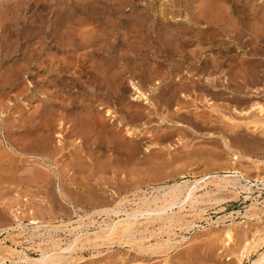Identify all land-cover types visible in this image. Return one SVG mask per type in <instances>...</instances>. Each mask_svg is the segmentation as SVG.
Segmentation results:
<instances>
[{
    "label": "rangeland",
    "instance_id": "obj_1",
    "mask_svg": "<svg viewBox=\"0 0 264 264\" xmlns=\"http://www.w3.org/2000/svg\"><path fill=\"white\" fill-rule=\"evenodd\" d=\"M193 21L207 28V36L214 34L231 55L243 51L239 42L249 44L255 34L264 49V0H0V264H250L259 258L264 244L252 247L264 232V186L255 183L264 176V127L246 126L252 118L232 111V94L217 97L192 89L191 79L198 77L199 84L202 79L188 67L178 68L174 33L177 22ZM193 35L186 42L188 53L218 52ZM88 41L92 48L80 51V43ZM69 42L78 54L62 49ZM106 44L123 56L98 57ZM83 68L90 81L101 80V89L84 82ZM117 72L123 78L120 95L108 85ZM178 76L191 89L169 102L170 87L181 83L174 81ZM209 76L224 80L215 71ZM128 80L148 98L134 100L136 91ZM72 91L76 94L70 96ZM160 91L167 95L157 98ZM216 104L220 114L214 112ZM106 105L113 116H107ZM223 114L240 126H232ZM120 119L123 134L126 128L140 133L134 151L118 149L115 137L99 126L100 121ZM232 152L262 162L255 169L246 157L237 163L254 181L252 191L240 184L224 187V182L218 187L210 177L197 190L199 202H180L152 217L139 212L140 225L123 236L103 239L102 231L110 224L127 214L134 220L132 213L146 211L153 200L160 203L176 182L200 180L208 173L225 176L229 161H236ZM203 207L206 215L195 217ZM209 217L210 223L225 222L209 226ZM232 223L228 241L224 230ZM78 231L81 240L73 250H64ZM245 248L251 249L247 256L242 255ZM40 253L52 255V262H40Z\"/></svg>",
    "mask_w": 264,
    "mask_h": 264
},
{
    "label": "bare ground",
    "instance_id": "obj_2",
    "mask_svg": "<svg viewBox=\"0 0 264 264\" xmlns=\"http://www.w3.org/2000/svg\"><path fill=\"white\" fill-rule=\"evenodd\" d=\"M61 5H63L61 3ZM239 8V7H238ZM243 10V8H242ZM164 25H170V23H166V22H163ZM178 26H177V29L175 30V33H174V39L175 41L177 42V49H176V52L179 54V59H178V68L180 67H185V68H189L191 71H196V74H198L201 78L199 80L202 79V84H199L197 81H198V77H197V81L194 80L193 78L191 79V82L193 85H192V89L194 88H200L204 91H209L211 93L212 96H224L225 94L229 93V94H232L229 95L230 97V101H232L233 103V106H231L230 108H232V111L235 112L236 114H240V115H248V117L252 118L248 124L246 125L247 127H250L249 124H251V126L254 128H257L256 130L258 129H261L264 127V49L259 45V41H260V36L259 35H256L255 34V37H253L251 39V43L247 44L246 42L243 43V42H239L240 44V48L243 49V51L241 52H237V55H231L229 53V51L225 48H222L223 44L222 42L220 43L218 39L215 38V35L213 34L212 36H207L205 33H208L206 32V27H201L200 24L196 21H193L192 24H184V23H180V22H177L176 23ZM215 24V23H214ZM197 25V26H195ZM219 25V24H218ZM54 26V25H53ZM54 28V27H53ZM161 28V27H159ZM169 28V27H168ZM218 28V27H217ZM165 29V28H164ZM164 32V30H161ZM219 31V30H218ZM7 32V31H6ZM10 32V31H9ZM28 32V31H26ZM89 32V29L88 31ZM193 32L196 34V37L198 40V42L203 45V44H208V45H212V48L215 47V49L218 50V52H216V54H205L202 50H196V49H192L191 50V54L188 53L187 48L186 47V42L189 41V38L190 37H193ZM233 32V31H232ZM29 33V32H28ZM34 33V31H33ZM165 33V32H164ZM172 33V32H171ZM234 33V32H233ZM51 34V33H50ZM81 35L83 34L80 33ZM86 33H84L85 35ZM89 33H87L88 35ZM163 34V33H162ZM66 35V34H65ZM71 35V34H70ZM165 35V34H164ZM234 35V34H233ZM241 35V34H240ZM50 36V35H49ZM217 36V35H216ZM53 37V36H52ZM69 37V36H67ZM84 37V36H83ZM97 37V36H96ZM229 37V36H228ZM233 37V36H232ZM60 38V37H59ZM80 38V37H79ZM48 39V38H47ZM51 39V38H50ZM104 39V38H103ZM160 39V38H159ZM262 39V38H261ZM57 40V39H56ZM87 40V39H86ZM167 40V39H166ZM165 40V41H166ZM73 41V40H71ZM95 41V40H94ZM169 41V40H168ZM46 42V41H45ZM44 42V43H45ZM85 42V40H84ZM47 43V42H46ZM56 43V42H55ZM61 43V42H60ZM104 43H107L106 41H104ZM162 43L163 46H166L167 43H163L162 41L160 42ZM175 43V42H174ZM75 43L73 42H69L67 43V45L65 44V46L62 45V49H66L67 52H71L70 54H72L73 52H75L74 54H78L77 51H75L76 49H73V46H74ZM99 44L98 42L95 43V45ZM57 45V44H56ZM79 45V44H78ZM92 45H94V43H91V41H88L86 43H80V51L84 48H88L90 47V49L92 48ZM159 45V43H158ZM48 46H49V43H48ZM76 46V45H75ZM78 47V46H76ZM97 47V46H96ZM95 47V48H96ZM211 47V46H210ZM78 48V49H79ZM94 48V49H95ZM98 48V47H97ZM95 49V51L98 53V49ZM200 48V47H198ZM228 48V46H227ZM92 49V50H94ZM100 49V48H99ZM235 49V48H234ZM87 50V49H85ZM101 52H99L98 54L95 52V54H97L98 57H100L101 55V58L103 60H108L109 59V56L111 54L113 55H118L119 57H122L123 56V53H117L116 51L113 50L112 46L110 44H106L105 47L103 49H100ZM163 50V49H162ZM230 50V48H229ZM232 50V49H231ZM230 50V51H231ZM89 51V50H88ZM91 51V50H90ZM167 51H168V48H167ZM213 51V50H212ZM93 52V51H92ZM158 52V51H157ZM90 53V52H89ZM94 53V52H93ZM233 53V52H232ZM50 55V54H49ZM48 55V57H49ZM53 56V54H52ZM76 56V55H75ZM83 56V55H82ZM258 56H261L263 58H257ZM254 57V58H253ZM54 58V57H52ZM77 58V57H75ZM82 58V57H81ZM51 59V58H50ZM48 59V60H50ZM55 59V58H54ZM59 59V58H58ZM57 59V60H58ZM47 60V61H48ZM55 60V62L57 61ZM46 61V62H47ZM78 61V60H76ZM45 62V63H46ZM59 62V61H58ZM77 63V62H76ZM59 64V63H58ZM57 64V65H58ZM117 64V63H116ZM236 64V66L234 65ZM67 66V65H66ZM65 66V67H66ZM79 66V65H78ZM59 67V66H58ZM75 67V66H74ZM73 67V68H74ZM82 67V65H81ZM85 67V66H84ZM87 67V66H86ZM209 67L213 68V70H209ZM57 68V67H56ZM113 68V67H112ZM141 69V68H140ZM160 69V68H159ZM75 70V69H74ZM84 68L82 69V72H84L83 74L82 73H79L82 74L85 78L84 82H88L90 81V78L88 77V71L85 72L83 71ZM86 70V69H85ZM176 70H178L176 68ZM73 71V70H72ZM215 71V73L217 74H220L222 75L223 79L222 81L219 80V78H215V76L212 78H210L209 75L212 74V72ZM204 73H208V76H206ZM75 74V73H74ZM1 75V74H0ZM112 75V74H111ZM121 72H117L113 77L112 79L108 82V85L112 87V90L114 93L120 95V84L123 85L121 82H122V77H121ZM152 75V74H151ZM81 76V78L83 77ZM149 76V75H148ZM20 77V76H19ZM78 77V76H77ZM151 77V76H149ZM176 77V76H175ZM178 76L176 79H174V81H179L181 83H179V85L177 83H174L176 84V87H173L174 84H172V87H170V92L168 93L169 98H167V100H169V102H171L173 99H176V97H178V94H181L183 90L187 89L189 90V88L191 89V85H189V83L187 82H183L182 81V77ZM220 77V76H219ZM225 77V78H224ZM43 78V77H42ZM187 78V77H186ZM221 78V77H220ZM73 79V78H72ZM79 79V78H78ZM101 79V77H100ZM128 79V78H127ZM150 79V78H148ZM131 80V78H130ZM136 80V79H135ZM147 80V79H146ZM188 80V79H186ZM73 81V80H72ZM129 81V80H128ZM172 81V82H174ZM220 81V82H218ZM58 82V81H57ZM67 82V81H66ZM83 82V83H84ZM91 83H93L95 85L96 88H100L99 86H101L102 82L101 80L98 79V77H95L94 79L92 78ZM130 82V81H129ZM144 82V81H143ZM59 83V82H58ZM76 83V82H75ZM128 83V82H127ZM131 86L133 85V89H135L136 91V94L134 95V100H138V99H141V98H144V99H147L148 97L146 96V93L141 91L139 89V87L135 84V82L132 80L131 82ZM145 83V82H144ZM199 85H197V84ZM40 84V83H38ZM104 85V84H103ZM47 86V85H46ZM65 86V85H64ZM63 86V87H64ZM155 86V84H154ZM62 87V88H63ZM76 87V85H73L71 87L70 85V89H74ZM51 88V87H50ZM110 88V87H109ZM155 88V87H154ZM64 89V88H63ZM78 89V88H77ZM101 89V88H100ZM104 89V88H103ZM111 89V88H110ZM99 90V89H98ZM124 90V89H123ZM156 90V89H155ZM154 90V91H155ZM63 91V90H62ZM108 91V90H107ZM111 91V90H110ZM201 91V90H200ZM65 92V90H64ZM68 91H66L67 93ZM75 92V91H74ZM74 92H70V96H73L75 95ZM185 92V91H184ZM202 92V91H201ZM111 93V92H110ZM199 93V92H198ZM101 94V93H100ZM106 94V93H104ZM113 94V93H112ZM123 94V93H122ZM184 94V93H182ZM181 94V95H182ZM201 94V93H200ZM206 94V93H204ZM64 95V94H63ZM103 95V94H102ZM164 95L166 96L167 93L166 91H163L159 93L158 97L157 98H160V97H164ZM204 96V95H203ZM202 96V97H203ZM69 97V96H68ZM113 97V95H112ZM221 97V98H222ZM227 96V98H229ZM115 98V97H114ZM216 98V97H215ZM220 98V97H219ZM63 99V98H62ZM65 99V98H64ZM116 99V98H115ZM226 99V97L224 98ZM67 100V99H66ZM122 100V99H121ZM150 100V99H149ZM203 100V99H202ZM227 100V99H226ZM120 102V100H119ZM124 102V101H123ZM210 102V101H209ZM226 102H229V101H226ZM104 103H107V102H104ZM125 103V102H124ZM130 104H132L131 102H129ZM138 103V101H137ZM136 103V104H137ZM134 104V103H133ZM132 104V106H133ZM143 104V103H142ZM231 104V102H230ZM105 105V104H104ZM113 105V104H112ZM129 106V104H127ZM135 105V104H134ZM184 105V104H183ZM221 105V104H220ZM229 105V104H228ZM227 105V107H228ZM70 106V105H69ZM121 106V105H120ZM146 106V105H145ZM214 112H218V114L221 113V109L220 108H217V104L214 105ZM219 106V105H218ZM226 106V105H224ZM107 107V105L105 106ZM226 108V107H225ZM213 111V110H212ZM224 111V110H223ZM231 110H229L230 112ZM192 112V111H191ZM195 112V111H194ZM211 112V111H210ZM228 112V111H227ZM28 113V112H27ZM106 113H107V116L108 117H111L113 116V111H110V108H106ZM197 113V112H196ZM225 113V112H224ZM63 114V112H62ZM99 114V113H98ZM97 115V114H96ZM196 115V114H195ZM222 116V115H221ZM239 116V115H238ZM137 117V116H136ZM175 117V116H174ZM218 117V116H217ZM223 117L226 118V120L228 121H231V123L233 124L232 126L234 127H238L240 126L237 125L239 122H236L234 123L233 122V119L231 117V115H224L223 114ZM222 117V118H223ZM234 117V116H233ZM246 117V118H248ZM107 118V117H106ZM192 118V117H191ZM200 118V117H199ZM208 118V116H207ZM212 118V117H210ZM220 118V116H219ZM112 119V118H111ZM202 119V118H201ZM206 119V118H205ZM200 120V119H198ZM207 121L211 120V119H206ZM179 121V120H178ZM97 122V121H96ZM99 122V121H98ZM127 122V121H126ZM205 122V121H203ZM212 122V121H210ZM190 123V122H188ZM196 123V122H194ZM202 123V122H200ZM95 124V123H94ZM212 124V123H211ZM214 124V123H213ZM194 125H198L197 124H194ZM200 125H204L203 123L200 124ZM209 125V123H208ZM42 126V125H41ZM40 126V127H41ZM99 126L104 129V130H107V132L112 135V137L114 136L115 137V142L114 144H116V146L118 147V149H121V148H128L130 149L131 151H134L135 150V144L137 145V141H136V138L138 137V135L140 133H136L134 130H130V129H125V134H123V131H124V123L121 121L120 119V122H117L115 120H112V122L110 123L109 120H104V121H100L99 122ZM216 127V125H215ZM202 128V126H201ZM207 128V126L205 127ZM212 129V128H211ZM221 129V128H220ZM230 129V128H229ZM232 129V127H231ZM39 130V129H38ZM217 130V129H216ZM236 130V129H235ZM42 131V129H41ZM229 131V130H228ZM249 131V130H248ZM251 131V130H250ZM167 132V131H166ZM240 132V131H239ZM163 133V132H162ZM238 133V132H237ZM33 135V134H32ZM167 135V134H166ZM252 135V134H251ZM258 135V134H257ZM140 136V135H139ZM227 136V135H226ZM236 136V135H235ZM121 138L119 140V138ZM251 138V137H250ZM258 138V137H257ZM122 140V141H121ZM250 140V139H249ZM259 140V139H257ZM113 141V140H112ZM245 141V140H244ZM243 142V141H242ZM253 144V143H252ZM113 145V144H112ZM250 145V144H249ZM258 145V144H256ZM225 146L230 150L232 151V148L230 147L229 143H228V140L225 138ZM253 146V145H252ZM250 147V146H249ZM233 153V152H232ZM248 158L247 156H245L242 152H236V153H233V158L232 159H235L236 161L234 162H230L229 161V170L225 171L226 174H223L225 176L220 177V175H213V173H208V174H205V177H203L202 179H198V180H189V179H184L183 181L181 182H176L175 184H173L172 187L169 188V190L165 193V195L163 196L162 200L160 203H158L157 201L158 200H151L153 202V205L148 203V207L146 209V211H142L141 208H138L139 210H136L135 213H132V215L135 217L134 220H130L129 217L131 218V214H127L128 218L126 217V219H123V220H118V221H114L112 224H110L104 231H102V234L105 233L104 235L106 236V238H103V239H107L108 237L110 238V236H114V235H125L127 233H129V231L131 230V228L133 229V226L136 224H139L137 222V213L140 212V214H145L147 213L148 216H151L152 213H161V212H164L166 211L167 209L171 208V207H174V205H178L180 202H182V204L185 202H189L191 203V205L199 202V197H201L202 195H197V190L199 191L201 188H203V184H206V180L209 179L210 177L217 180V178H219L218 181L216 180H213L214 184L217 185L218 187H221L222 186V182H224L226 185L224 187H227V185L231 184L233 186H236L237 184H240L241 188L243 190H247V191H252L253 189L251 188L254 187L253 185L255 183H258L260 182L263 186H264V176H260L259 178H257L254 183L253 180H251L249 177H246L245 173L242 172V170H239V165L237 164L239 162V158ZM43 158V157H42ZM248 159H251L253 161V164H254V169L255 167L258 168L260 163H262L260 160H257V159H252V158H248ZM241 161V160H240ZM238 165V166H237ZM81 166V165H80ZM253 167V166H252ZM228 169V168H227ZM207 176V177H206ZM243 181H245L246 183L243 184ZM32 182H33V179H32ZM204 182V183H202ZM210 183V182H208ZM248 184H251V185H248ZM185 186V191H183L182 187ZM216 187V186H215ZM229 187V186H228ZM168 188V187H167ZM206 188V187H205ZM235 188V187H234ZM258 188V187H257ZM219 189V188H218ZM224 191H225V188H223ZM260 190V189H259ZM235 191V190H233ZM242 191V190H241ZM58 192L62 194V190L58 189ZM165 192V191H164ZM162 192V193H164ZM217 192V191H216ZM219 192V191H218ZM161 193V192H160ZM200 193V192H199ZM209 193V192H208ZM237 193V192H236ZM154 195V194H153ZM212 198V197H211ZM152 199V198H151ZM205 199V198H204ZM210 200H213L210 199ZM220 200V199H219ZM139 204V202H137ZM145 203V202H144ZM209 203V202H208ZM216 203V202H215ZM254 205V204H253ZM142 206V204H141ZM184 206V205H183ZM106 209V208H105ZM104 211H108V210H105ZM136 209V208H135ZM103 210V209H102ZM198 210V209H197ZM110 211V210H109ZM120 211V209H119ZM196 211V210H195ZM114 212V211H112ZM207 212V207H203L200 209L199 212H196L194 213L195 217H199L200 218H203L204 215H206L205 213ZM105 213V212H104ZM117 213H118V210H117ZM181 213V212H179ZM154 214V215H155ZM175 214V213H174ZM79 215V214H78ZM84 215V214H83ZM162 215V214H161ZM170 215V214H168ZM184 215V214H183ZM118 216V215H117ZM153 216V215H152ZM151 216V217H152ZM157 216V215H156ZM178 216V215H177ZM79 218L81 216H78ZM139 217H143L142 215H140ZM155 217V216H154ZM192 217V216H191ZM227 217V216H226ZM91 218V217H90ZM145 218V217H144ZM156 218V217H155ZM154 218V219H155ZM162 218V217H160ZM174 218V217H173ZM94 219V218H93ZM121 219V218H120ZM148 219V218H147ZM153 218H151L152 220ZM153 219V220H154ZM185 219V218H183ZM207 219V222L209 226H213L215 225L216 227H219L221 226L222 223L225 222V220H216L215 222H211L210 223V217L209 219ZM225 219V218H224ZM96 220V219H95ZM144 220V219H143ZM191 220V218H190ZM189 220V221H190ZM202 220V219H201ZM81 221V219H80ZM97 221V220H96ZM142 221V219H141ZM150 221V219H149ZM148 221V222H149ZM155 221V220H154ZM75 222V221H74ZM147 222V221H146ZM164 222V221H163ZM197 222V221H196ZM195 222V223H196ZM234 222V221H233ZM33 223H35V221H33ZM73 223V222H72ZM80 223V222H79ZM100 223V222H99ZM107 223V222H106ZM187 223V222H186ZM190 223V222H189ZM105 224V223H104ZM109 224V223H107ZM191 224H194V221H191ZM233 224H228L227 227L225 228L224 230V233H225V236L227 238L228 241H230L232 239V231H233ZM32 225V224H31ZM72 225V224H71ZM75 225V223H74ZM84 225H87L88 224H84ZM100 225V224H99ZM140 225V224H139ZM164 225V224H163ZM190 225V224H189ZM24 226V225H23ZM28 226V225H27ZM68 226V225H67ZM73 226V225H72ZM82 225H80L79 227H75L76 228H80ZM96 226V225H95ZM176 226V225H175ZM179 226V225H178ZM183 226V225H182ZM195 225H193L194 227ZM14 227V226H13ZM71 227V226H70ZM90 227V226H88ZM103 227V226H102ZM16 228V227H15ZM98 228V227H97ZM160 228V227H159ZM60 229V228H59ZM58 229V230H59ZM67 229V228H66ZM14 230V229H12ZM11 230V231H12ZM74 230V229H73ZM96 230V229H95ZM168 230V229H167ZM57 231V230H56ZM133 231V230H132ZM155 231V229L153 230ZM264 231V230H263ZM40 231H38L37 234H39ZM75 232V231H74ZM81 231H78L76 233V237L72 240V243L67 247L65 248L64 250H71L73 248V245L76 244L77 242H79V240H81V235L80 234ZM11 233V232H9ZM14 233V232H13ZM44 233V232H43ZM82 233V232H81ZM94 235L96 236H99L98 232H93ZM132 233V232H130ZM152 233V231H151ZM154 233V232H153ZM165 233V232H164ZM17 234V233H16ZM89 232H87L86 235L89 236ZM150 234V233H148ZM161 234V233H160ZM170 234V233H169ZM19 235V234H18ZM92 235V234H91ZM103 235V236H104ZM131 235V234H129ZM163 235V234H162ZM259 235V234H258ZM17 236V235H16ZM36 236V235H35ZM54 236V235H53ZM101 236V235H100ZM108 236V237H107ZM141 236V235H140ZM146 236V234H145ZM167 236V234H166ZM173 236V234H172ZM56 237V236H54ZM93 237V236H92ZM115 237V236H114ZM148 237H150V235H148ZM168 237V236H167ZM100 238V237H99ZM126 238V236H125ZM128 238V237H127ZM162 238V237H161ZM184 238V237H183ZM163 239V238H162ZM170 239V238H169ZM256 239H258L257 243L255 242V244L253 245L252 249H258L261 245L264 244V232H263V235H259V237ZM33 240V239H32ZM43 240V239H42ZM111 240V238H110ZM164 240V239H163ZM46 241V240H45ZM59 241V240H58ZM87 241V239L85 240ZM34 242V241H33ZM51 242V240H50ZM82 242V241H81ZM167 242V241H166ZM169 242V240H168ZM173 242V241H172ZM259 242V243H258ZM48 243V242H47ZM142 243V242H141ZM159 243V241H158ZM177 243V242H176ZM151 244V242H150ZM155 244V243H153ZM2 245V244H0ZM175 244H173L174 246ZM146 246V245H144ZM149 246V245H147ZM152 246V245H150ZM154 246V245H153ZM159 246V245H158ZM162 246V245H161ZM55 247H58L57 244ZM75 247V246H74ZM156 247V246H155ZM258 247V248H257ZM11 248V247H10ZM45 248V247H44ZM61 249V247H59ZM76 248V247H75ZM74 248V249H75ZM78 248V247H77ZM169 248V247H168ZM250 248V247H249ZM249 248H245L247 249L246 252H243V256L244 254L247 256V254L249 253ZM2 249V248H1ZM56 249V248H55ZM73 250V249H72ZM13 251V250H12ZM19 251V250H18ZM41 251V250H40ZM62 251V250H61ZM1 252V251H0ZM42 252V251H41ZM46 252V251H45ZM66 252V251H65ZM70 252V251H69ZM50 253V252H49ZM46 254V253H40L42 254V257L41 259H39L40 262H48V261H51L52 262V255H49ZM17 254V253H16ZM67 254V253H66ZM250 254V253H249ZM20 255V254H18ZM17 255V256H18ZM27 255V254H26ZM23 256L24 258L27 259V256ZM54 257H59L57 255V253L55 252ZM63 256V255H62ZM249 256V255H248ZM22 258V257H21ZM60 258V257H59ZM64 258V257H62ZM248 258V257H247ZM23 259V258H22ZM49 259V260H48ZM28 260H31V259H28ZM56 263V262H55ZM40 264V263H39ZM137 264H144V263H137ZM250 264H264V250L262 251V253L260 254L259 258H257V260L253 261L252 263Z\"/></svg>",
    "mask_w": 264,
    "mask_h": 264
}]
</instances>
